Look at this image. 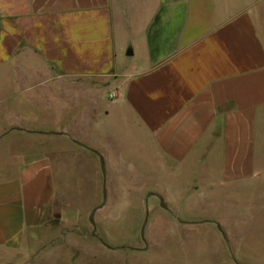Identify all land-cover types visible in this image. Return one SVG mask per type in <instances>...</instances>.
<instances>
[{
	"label": "crops",
	"instance_id": "obj_1",
	"mask_svg": "<svg viewBox=\"0 0 264 264\" xmlns=\"http://www.w3.org/2000/svg\"><path fill=\"white\" fill-rule=\"evenodd\" d=\"M263 3L0 0V264H237L238 195L264 196ZM85 163L95 227L146 209L143 241L47 238Z\"/></svg>",
	"mask_w": 264,
	"mask_h": 264
},
{
	"label": "rangeland",
	"instance_id": "obj_2",
	"mask_svg": "<svg viewBox=\"0 0 264 264\" xmlns=\"http://www.w3.org/2000/svg\"><path fill=\"white\" fill-rule=\"evenodd\" d=\"M264 4V3H263ZM263 137L260 138V146L264 153V130ZM264 159V155H263ZM100 167V162L97 164ZM69 166V165H68ZM264 172V163L261 165ZM62 184V195L58 197L57 207L58 216L54 221V228L49 230V234L54 233L55 229L62 237L59 238L62 242H65L69 238L68 234L71 229L75 227L78 230H84L87 237H91L93 232H96L99 237L103 238L104 242L110 247L117 249H125L129 246H133L135 243H140L146 237L147 229L143 228V235L141 236V227L144 219H148L150 211L144 209L143 211H121L120 213L110 212L109 222L103 229L100 227L97 229L93 227L88 218L90 211L96 207L95 202L98 197L95 195L97 179L95 171L90 164H81L76 170L72 171V175L69 174V169ZM116 184L119 181H115ZM103 186V185H102ZM264 186V181L259 187ZM119 188V186H116ZM121 187V186H120ZM102 192L100 206L105 201V195H103V188L98 190ZM70 192L72 194H70ZM100 192V194H101ZM149 192L145 196H142L144 200ZM119 199H129L127 196L117 195ZM240 202V212L238 217L231 219L233 237L231 244L235 254L234 260L237 264H264V196L263 195H238ZM241 200V201H240ZM161 203L159 202V205ZM109 205L106 201L105 207ZM111 220V221H110ZM99 230V233L97 232ZM166 244V243H165ZM51 245V244H50ZM49 245V247H50ZM168 245V244H167ZM162 245L153 249V252L157 256H164L167 254L166 246ZM65 246H67L65 244ZM53 247V245L51 246ZM172 255L175 260L182 262L185 256L181 245H177L172 250ZM14 260V259H13ZM17 259H15L16 261ZM118 262V261H117ZM112 263L104 257L83 260L79 264H120Z\"/></svg>",
	"mask_w": 264,
	"mask_h": 264
},
{
	"label": "water",
	"instance_id": "obj_3",
	"mask_svg": "<svg viewBox=\"0 0 264 264\" xmlns=\"http://www.w3.org/2000/svg\"><path fill=\"white\" fill-rule=\"evenodd\" d=\"M95 152V151H94ZM99 162H100V167H101V171H103V163H102V159L101 157L99 156ZM102 205V204H101ZM100 205V206H101ZM100 206H96L94 207L91 211H90V214H89V222L90 224L94 227L95 226V222H94V214H95V211L100 207ZM146 218L144 219L143 221V225L141 227V236L143 235V228L145 226V223H146ZM93 236L97 237L106 247L110 248V246L108 244H106L105 242L102 241V239L98 236V234L96 232H93Z\"/></svg>",
	"mask_w": 264,
	"mask_h": 264
},
{
	"label": "built area",
	"instance_id": "obj_4",
	"mask_svg": "<svg viewBox=\"0 0 264 264\" xmlns=\"http://www.w3.org/2000/svg\"><path fill=\"white\" fill-rule=\"evenodd\" d=\"M115 96H116L115 93H111V94H110V97H111V98H114Z\"/></svg>",
	"mask_w": 264,
	"mask_h": 264
}]
</instances>
